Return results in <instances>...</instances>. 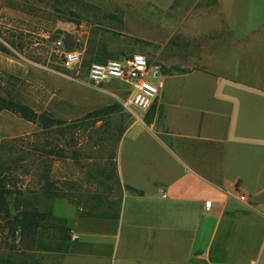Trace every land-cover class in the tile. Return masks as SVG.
Here are the masks:
<instances>
[{
  "label": "crops",
  "instance_id": "1",
  "mask_svg": "<svg viewBox=\"0 0 264 264\" xmlns=\"http://www.w3.org/2000/svg\"><path fill=\"white\" fill-rule=\"evenodd\" d=\"M215 1L197 63L164 73L148 122L146 110L130 112L116 209L59 205L77 235L61 264L85 252L86 264H111L133 247L152 257L161 243L170 264H264V0Z\"/></svg>",
  "mask_w": 264,
  "mask_h": 264
},
{
  "label": "rangeland",
  "instance_id": "2",
  "mask_svg": "<svg viewBox=\"0 0 264 264\" xmlns=\"http://www.w3.org/2000/svg\"><path fill=\"white\" fill-rule=\"evenodd\" d=\"M216 9L215 0H0V44L7 48L0 51V95L35 111L34 121H28L0 110V142L14 144L13 150L8 148L11 156L23 158L17 186L6 200L11 214L18 206H28L54 220L62 217L70 233L63 240L58 230L41 229L33 246L22 250L0 220V264H61L59 252L77 239L65 214L59 213L66 201L83 214L82 202L92 206L89 213L98 214L119 205L116 147L135 120L120 105L129 85L94 86L85 67L137 52L158 64L163 74L191 67L197 63L192 56L207 38L204 32L217 23ZM57 36L68 48L83 52L78 72L52 64L50 45ZM87 50H95L98 57ZM150 108L144 122L152 116ZM38 115L45 120L38 121ZM47 148L55 155H43ZM47 181L50 189L45 188ZM149 253L133 247L120 258L119 249L112 252L111 264H170L172 259L163 243L154 248V256ZM90 258L87 252L75 256L77 264Z\"/></svg>",
  "mask_w": 264,
  "mask_h": 264
},
{
  "label": "built area",
  "instance_id": "3",
  "mask_svg": "<svg viewBox=\"0 0 264 264\" xmlns=\"http://www.w3.org/2000/svg\"><path fill=\"white\" fill-rule=\"evenodd\" d=\"M83 52L68 48L60 36L50 45V59L54 66L78 72L82 64ZM87 80L101 87L107 82H119L129 85L128 94L120 99L123 110L131 112L133 108L147 110L163 87V72L158 64H150L142 53H133L119 58H107L103 61H91L85 67ZM240 198H244L243 195ZM209 207L210 200H205ZM249 264H257L252 261Z\"/></svg>",
  "mask_w": 264,
  "mask_h": 264
},
{
  "label": "trees",
  "instance_id": "4",
  "mask_svg": "<svg viewBox=\"0 0 264 264\" xmlns=\"http://www.w3.org/2000/svg\"><path fill=\"white\" fill-rule=\"evenodd\" d=\"M0 51L7 52V48L0 44ZM87 53L93 58H97L98 54L95 50H87ZM6 109L28 121H34L35 111L29 105L13 99L6 95H0V110ZM13 139L12 141H15ZM15 145L7 147L6 142H0V220L7 228L10 235H14L18 240V245L21 249H30L35 243L37 234L41 229H50L53 233L57 230L59 237L63 240H68L70 237L69 228L65 224L62 217L54 220L35 207L18 206L11 214L6 197L14 193V189L18 183L19 168L21 167L20 161L11 156L8 148L12 149ZM13 150V149H12ZM43 155H55L54 150L51 148L43 149ZM47 179V175L45 176ZM51 184H45V188L50 189Z\"/></svg>",
  "mask_w": 264,
  "mask_h": 264
},
{
  "label": "water",
  "instance_id": "5",
  "mask_svg": "<svg viewBox=\"0 0 264 264\" xmlns=\"http://www.w3.org/2000/svg\"><path fill=\"white\" fill-rule=\"evenodd\" d=\"M36 119H37L38 121H41V122H43V121L45 120L41 115H38V116L36 117Z\"/></svg>",
  "mask_w": 264,
  "mask_h": 264
}]
</instances>
